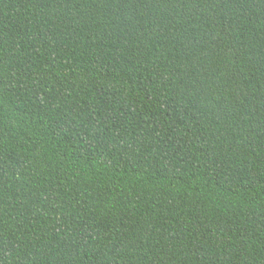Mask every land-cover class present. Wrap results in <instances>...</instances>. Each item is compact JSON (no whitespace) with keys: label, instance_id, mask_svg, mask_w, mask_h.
<instances>
[{"label":"trees","instance_id":"obj_1","mask_svg":"<svg viewBox=\"0 0 264 264\" xmlns=\"http://www.w3.org/2000/svg\"><path fill=\"white\" fill-rule=\"evenodd\" d=\"M0 264H264V0H0Z\"/></svg>","mask_w":264,"mask_h":264}]
</instances>
